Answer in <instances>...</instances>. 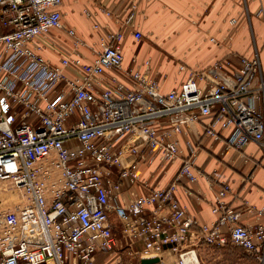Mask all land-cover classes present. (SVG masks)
Instances as JSON below:
<instances>
[{
	"label": "built area",
	"instance_id": "obj_1",
	"mask_svg": "<svg viewBox=\"0 0 264 264\" xmlns=\"http://www.w3.org/2000/svg\"><path fill=\"white\" fill-rule=\"evenodd\" d=\"M62 3L0 0V264H97L102 254L114 255L106 264H123L125 253L132 264H205L190 239L198 221L176 191L180 179L198 180L204 136L239 151L251 141L264 146L259 57L217 60L164 91L150 59L125 62L122 28L87 41L65 25ZM138 3L130 0L124 26L133 25ZM53 29L66 32L69 48ZM132 35L144 38L139 28ZM58 48V64L43 55ZM186 129L200 142L190 144L176 179L166 187L145 182V158L175 161ZM125 181L147 192L127 200ZM230 189L218 190L217 219L202 226V240L264 264V226L240 222Z\"/></svg>",
	"mask_w": 264,
	"mask_h": 264
},
{
	"label": "crops",
	"instance_id": "obj_2",
	"mask_svg": "<svg viewBox=\"0 0 264 264\" xmlns=\"http://www.w3.org/2000/svg\"><path fill=\"white\" fill-rule=\"evenodd\" d=\"M138 1L133 25H123L129 15L130 0H63V21L87 41H93L99 33L122 28L125 62H131L133 57L151 58L152 65L159 66L172 80L163 85L164 91L179 88L187 79L188 72L177 70L176 63L180 62L200 69L226 58L237 61L239 55L258 56L264 69V0ZM103 9L119 13L120 17L109 16ZM95 22L100 24V32L93 28ZM134 28L146 36L141 44L133 38ZM52 35L64 48L70 47L72 41L66 32L53 29ZM162 47L166 53L160 50ZM50 53L56 57L51 62L58 64L63 49ZM88 55L89 59L94 58L93 53ZM195 139L198 144L200 141L188 129L178 136L181 156L173 162L163 161L160 155H148L141 164L144 181L159 187L173 182ZM196 170L198 180L180 179L176 196L198 221L190 230V239L200 243L201 257L204 260V255L211 256L233 264H258L243 249L231 244L220 248L207 245L202 240L201 228L205 224L212 226L217 219L211 203L223 183L230 185L226 199L240 212V222L264 226V146L251 141L239 151L228 148L222 140L204 136L198 145ZM123 189L127 200L147 192L141 182L131 185L125 181Z\"/></svg>",
	"mask_w": 264,
	"mask_h": 264
},
{
	"label": "rangeland",
	"instance_id": "obj_3",
	"mask_svg": "<svg viewBox=\"0 0 264 264\" xmlns=\"http://www.w3.org/2000/svg\"><path fill=\"white\" fill-rule=\"evenodd\" d=\"M145 37H144V40H145ZM144 40L142 42H144ZM142 42H140V44ZM160 50L162 52H165V48L164 47L160 48ZM50 51L51 50H46V52L43 55L45 56L46 59L52 61L51 59H52L53 56L51 55ZM54 51L56 52V50H54ZM53 58L56 59L55 56ZM176 66H177V70L179 72H188V76H189V74H190V72L192 70L204 69V68H200V69L192 68V67L188 66V64H186L184 62L176 63ZM182 66H185V69H181ZM153 72H154V75L157 78V80L160 82L162 88H163L164 84H166L169 81H172V80H168V74L163 72L159 66H158V68H155L153 66ZM122 257H123V264H132V261L129 259V256L127 255V253L123 254ZM113 258H114V255H112V254H102V255H100V260L98 261L97 264H106L107 262L111 261ZM204 263L205 264H233L232 262H227V261H225L223 259H220V260L219 259H212L211 256L208 257V256H205V255H204Z\"/></svg>",
	"mask_w": 264,
	"mask_h": 264
},
{
	"label": "water",
	"instance_id": "obj_4",
	"mask_svg": "<svg viewBox=\"0 0 264 264\" xmlns=\"http://www.w3.org/2000/svg\"><path fill=\"white\" fill-rule=\"evenodd\" d=\"M157 260V258H153V259H144L143 260V263H151V262H154V261H156Z\"/></svg>",
	"mask_w": 264,
	"mask_h": 264
},
{
	"label": "bare ground",
	"instance_id": "obj_5",
	"mask_svg": "<svg viewBox=\"0 0 264 264\" xmlns=\"http://www.w3.org/2000/svg\"><path fill=\"white\" fill-rule=\"evenodd\" d=\"M146 59H150V61L152 62V59L151 58H146ZM182 67H184V68H182ZM182 67H181V69H185V66H182Z\"/></svg>",
	"mask_w": 264,
	"mask_h": 264
}]
</instances>
